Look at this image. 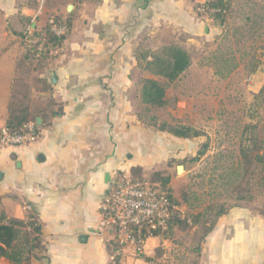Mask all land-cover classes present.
Instances as JSON below:
<instances>
[{
  "label": "crops",
  "instance_id": "obj_1",
  "mask_svg": "<svg viewBox=\"0 0 264 264\" xmlns=\"http://www.w3.org/2000/svg\"><path fill=\"white\" fill-rule=\"evenodd\" d=\"M225 2L219 27L197 10L203 0H0V129L17 82L30 85L22 97L41 118L34 141L0 148V206L8 219L40 228H23L38 238L30 264H115L107 245L113 234L99 208L103 196L114 178L130 176L133 167L147 175L169 174L162 166L168 144L158 143L154 152L157 130L137 116L144 104L135 92L143 78L154 76L138 67L136 50L174 43L190 53L248 9L260 4L264 10V0ZM50 18L68 20L69 31L47 55L32 57L24 32L44 35ZM174 242L171 236H151L140 257L126 248L119 264H170ZM198 249L196 264H264V216L231 210Z\"/></svg>",
  "mask_w": 264,
  "mask_h": 264
},
{
  "label": "rangeland",
  "instance_id": "obj_2",
  "mask_svg": "<svg viewBox=\"0 0 264 264\" xmlns=\"http://www.w3.org/2000/svg\"><path fill=\"white\" fill-rule=\"evenodd\" d=\"M248 10L206 45L189 50L187 70L176 82L165 84L163 107L140 110L145 117L153 114L169 123L188 124L208 136L173 141L166 133L154 131V152L161 147L158 143L168 144L162 166L168 167V186L181 214L205 212L200 220L212 218L219 205L225 214L246 209L264 216V10L260 4ZM27 69L21 68L23 78L28 77ZM29 88L27 82H17L15 100ZM248 123L256 125L257 152L263 159L254 158L246 166L238 145ZM206 138V152L191 160ZM177 165L183 166L181 173L176 172ZM193 227L180 226L171 232L176 251L170 264L197 263L203 227ZM1 260L0 264H7Z\"/></svg>",
  "mask_w": 264,
  "mask_h": 264
},
{
  "label": "trees",
  "instance_id": "obj_3",
  "mask_svg": "<svg viewBox=\"0 0 264 264\" xmlns=\"http://www.w3.org/2000/svg\"><path fill=\"white\" fill-rule=\"evenodd\" d=\"M223 9L226 11L225 0H212L207 4L208 11L206 14L212 19V22L219 27H222L225 22L226 12L221 11H209L211 9ZM59 23L65 26V32L62 36L56 37L50 31V25L44 29L45 36V47L41 56H45L50 50L57 47L63 41L65 35L69 31L70 22L68 20H58ZM32 36L40 35L37 31H32ZM34 49V48H33ZM27 53L34 57V53L31 51L32 47L27 48ZM136 58L138 67L143 71L154 76L153 78H143L140 82V86L135 92V98L144 104L143 109L151 111L152 108L163 107L166 104L165 99V84L176 82L181 75L187 70L191 63L190 53L182 48L181 46L171 43L159 50H136ZM251 72L255 70V65L252 66ZM26 97L14 100L10 103L8 117L5 122L4 128L10 134H18L25 131V124L28 122L34 123V132L38 133V125L35 124V115L30 113L29 108L25 102ZM139 120L146 126L154 128L157 131L166 132L174 137L183 139H193L201 136H206L203 130L195 128L191 125L176 122L169 123L164 120H159L158 117L153 114L148 115V117L143 116L141 111L137 114ZM248 133V134H247ZM245 134L247 136L245 137ZM244 137L241 138L238 151L240 159L245 163L249 164L254 158L256 160L262 161L263 157L258 154V138L256 133V125L248 123L244 125L243 128ZM209 139L201 144L199 150L194 158L197 159L199 156L203 155L208 147ZM178 160V159H176ZM171 162L175 159L170 160ZM120 174V173H119ZM131 178L139 181H149L154 184V188L164 193L172 204L179 206L178 200L174 198L169 189L170 175L165 171L154 170L149 175L144 174L140 167H133L130 170ZM155 183L157 186H155ZM226 213V209L223 205L218 206V210L214 213L213 217L209 220L203 217L205 212H198L196 214L182 215L179 210H172L171 214L166 218V227L163 230H155L153 232L154 236H161L167 238L170 236L171 232L180 226H193L200 224L203 227L200 239L203 238L213 229L216 224L217 219ZM30 225L34 233H39V226L34 225L33 222H24L23 220H18L14 218H7L4 211L0 206V257L6 258L11 264H30L31 251L33 249V243L38 238L34 236L31 238L28 232L23 229L25 226ZM108 230L110 233L114 234L115 225H108ZM108 249L110 253L116 248V242L114 237L108 242ZM120 258H115V264H119Z\"/></svg>",
  "mask_w": 264,
  "mask_h": 264
},
{
  "label": "built area",
  "instance_id": "obj_4",
  "mask_svg": "<svg viewBox=\"0 0 264 264\" xmlns=\"http://www.w3.org/2000/svg\"><path fill=\"white\" fill-rule=\"evenodd\" d=\"M212 0H203L197 7L199 13L208 11L207 4ZM209 11L226 12L223 9H211ZM50 31L60 37L65 32V26L55 18L48 21ZM22 41L25 49L32 47L36 58L40 57L45 47V36L42 34L32 36L30 31L24 32ZM34 48V49H33ZM25 131L18 134H10L5 128L0 129V148L12 145H21L37 138L34 132V123L28 122L24 126ZM155 186L157 184L155 183ZM99 208L103 215L104 225H115L113 234L116 248L110 253V259L121 258L126 248H130L131 255L140 257L144 253V242L154 236L157 229L166 227V218L172 210L179 207L171 203L169 198L154 184L149 181H139L129 175H118L114 178L109 190L103 196Z\"/></svg>",
  "mask_w": 264,
  "mask_h": 264
},
{
  "label": "water",
  "instance_id": "obj_5",
  "mask_svg": "<svg viewBox=\"0 0 264 264\" xmlns=\"http://www.w3.org/2000/svg\"><path fill=\"white\" fill-rule=\"evenodd\" d=\"M71 7H72L71 5H68V10H70ZM51 82L54 83V76H52V78H51ZM34 121H35V124H36V125H40V124H41V118H40L39 116L35 117ZM180 167L183 169V166H182V165H177V166H176V172H177V173H179V168H180ZM105 178L108 179V176L105 175Z\"/></svg>",
  "mask_w": 264,
  "mask_h": 264
},
{
  "label": "bare ground",
  "instance_id": "obj_6",
  "mask_svg": "<svg viewBox=\"0 0 264 264\" xmlns=\"http://www.w3.org/2000/svg\"><path fill=\"white\" fill-rule=\"evenodd\" d=\"M182 171H183V169L180 167V168H179V173H181Z\"/></svg>",
  "mask_w": 264,
  "mask_h": 264
}]
</instances>
